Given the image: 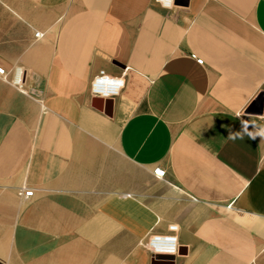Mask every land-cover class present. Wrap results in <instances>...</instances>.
Wrapping results in <instances>:
<instances>
[{
    "label": "crops",
    "instance_id": "obj_1",
    "mask_svg": "<svg viewBox=\"0 0 264 264\" xmlns=\"http://www.w3.org/2000/svg\"><path fill=\"white\" fill-rule=\"evenodd\" d=\"M0 66V232L35 251L0 264H264V0H0Z\"/></svg>",
    "mask_w": 264,
    "mask_h": 264
},
{
    "label": "built area",
    "instance_id": "obj_2",
    "mask_svg": "<svg viewBox=\"0 0 264 264\" xmlns=\"http://www.w3.org/2000/svg\"><path fill=\"white\" fill-rule=\"evenodd\" d=\"M161 4L171 7L175 0H157ZM40 32H36V36H39ZM198 63H203V59L197 57L196 54L192 53ZM0 76L6 77L7 72L5 67L0 66ZM125 76L126 71H123L120 75H112L107 73L104 69L94 76L91 81V93L93 96H99L102 98H114L118 96L121 90L125 86ZM22 75L20 69L17 67L13 81L16 83L21 82ZM261 116L264 117V105ZM154 174L157 178H164L166 175L165 169L160 166L154 168ZM18 195L22 199H28L34 195V189L32 187L21 186L18 189ZM178 224L172 223L168 227L167 232H159L151 234L142 245L151 252L153 256L157 255H177L179 253V243H178Z\"/></svg>",
    "mask_w": 264,
    "mask_h": 264
},
{
    "label": "rangeland",
    "instance_id": "obj_3",
    "mask_svg": "<svg viewBox=\"0 0 264 264\" xmlns=\"http://www.w3.org/2000/svg\"><path fill=\"white\" fill-rule=\"evenodd\" d=\"M17 226V225H16ZM17 229V227H14ZM5 234L0 232V261H10V262H17V263H25L29 261L27 255H31V257L35 256V251L30 250L26 251V249H20L19 238L22 237V234L18 232H13L10 243L3 242V237ZM46 236V235H44ZM48 238H54V234L47 235ZM47 238V239H48ZM50 250H44L43 255L49 257L51 255Z\"/></svg>",
    "mask_w": 264,
    "mask_h": 264
},
{
    "label": "water",
    "instance_id": "obj_4",
    "mask_svg": "<svg viewBox=\"0 0 264 264\" xmlns=\"http://www.w3.org/2000/svg\"><path fill=\"white\" fill-rule=\"evenodd\" d=\"M105 102V104H107L108 102H112V99L111 98H102V97H99V96H95L94 99H93V104L96 105L97 103H100V102ZM257 101L260 103V111L262 112V109H263V104H264V91L261 92V94L259 95ZM156 259L157 258H161V257H169V258H173V255H157V256H154Z\"/></svg>",
    "mask_w": 264,
    "mask_h": 264
},
{
    "label": "bare ground",
    "instance_id": "obj_5",
    "mask_svg": "<svg viewBox=\"0 0 264 264\" xmlns=\"http://www.w3.org/2000/svg\"><path fill=\"white\" fill-rule=\"evenodd\" d=\"M21 70V69H20Z\"/></svg>",
    "mask_w": 264,
    "mask_h": 264
}]
</instances>
